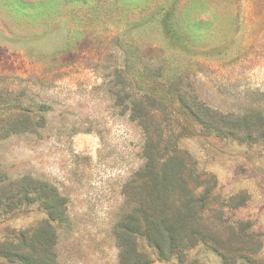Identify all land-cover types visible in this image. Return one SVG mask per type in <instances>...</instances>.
I'll return each mask as SVG.
<instances>
[{
  "label": "rangeland",
  "instance_id": "rangeland-1",
  "mask_svg": "<svg viewBox=\"0 0 264 264\" xmlns=\"http://www.w3.org/2000/svg\"><path fill=\"white\" fill-rule=\"evenodd\" d=\"M139 108L155 139L214 176L224 245L161 260L137 239V252L148 264H264L262 128L200 123L203 110L264 116V0H0V245L49 220L51 193L63 209L50 222L55 264H119L114 230L133 207L123 189L144 164Z\"/></svg>",
  "mask_w": 264,
  "mask_h": 264
},
{
  "label": "trees",
  "instance_id": "trees-1",
  "mask_svg": "<svg viewBox=\"0 0 264 264\" xmlns=\"http://www.w3.org/2000/svg\"><path fill=\"white\" fill-rule=\"evenodd\" d=\"M203 111L206 116H211L200 122L208 133L218 130L220 134L237 135L243 128L250 134L262 128L264 139V116L261 114L233 120ZM139 113V125L146 135L144 164L123 189L126 202L133 207L114 230L120 248L119 264H148L146 257L137 252V239L144 240L161 260L173 255L183 259L184 251L199 244H212L221 252L223 248L219 246L224 243L212 232L224 224L220 223L218 212L223 204L214 195V176L199 173L190 157L172 143V138L165 140L158 136L155 139L152 132H148L152 127L150 116L143 108H139ZM18 125L23 128L25 122ZM22 182L19 194L25 189L26 181ZM29 185L38 189L31 182ZM4 199L5 196L0 197V208L4 206ZM43 205L47 208L49 220L33 230L20 232L13 238V241L18 240L16 244L0 245V264H55L56 232L50 222L63 221L62 203L49 193ZM220 256L225 260V255L220 253Z\"/></svg>",
  "mask_w": 264,
  "mask_h": 264
}]
</instances>
